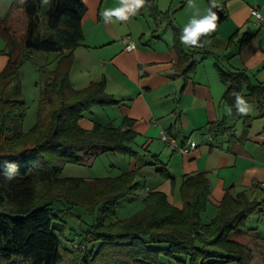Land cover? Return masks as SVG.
Wrapping results in <instances>:
<instances>
[{
    "label": "trees",
    "instance_id": "trees-1",
    "mask_svg": "<svg viewBox=\"0 0 264 264\" xmlns=\"http://www.w3.org/2000/svg\"><path fill=\"white\" fill-rule=\"evenodd\" d=\"M157 1L145 0L133 15L147 10L154 19H171L173 10L162 11ZM86 12L84 0H15L0 18L2 51L8 55L0 71V264H166L165 257L175 264H264V236L245 227L264 208V197L227 188L211 217L206 171L184 176L180 200L152 189L125 217L118 216V205L140 187L138 170L94 178L61 176L69 162L93 163L105 152L139 154L133 118L126 116L119 124L94 119L92 128L80 123L95 104L123 103L107 91L105 75L82 88L72 84L74 49L84 40ZM182 34L173 24L177 66L187 75L197 62L181 42ZM66 50L55 69L40 66L45 79L36 122L23 130L29 106L21 88L10 89L13 80L34 51ZM217 66L227 85L223 99L231 118L242 120L239 139L245 140L254 119L264 116V81L254 83L245 70ZM245 101L254 102L259 114H239ZM230 128L220 119L209 131L218 135ZM158 171L174 186L165 167Z\"/></svg>",
    "mask_w": 264,
    "mask_h": 264
},
{
    "label": "crops",
    "instance_id": "crops-1",
    "mask_svg": "<svg viewBox=\"0 0 264 264\" xmlns=\"http://www.w3.org/2000/svg\"><path fill=\"white\" fill-rule=\"evenodd\" d=\"M84 1V40L74 49L72 84L82 88L105 75L107 91L123 103L109 106L110 109L102 107L103 119L94 111L86 113L80 123L92 128L94 119L103 124H119L126 116L135 120L134 147L139 154L126 157L123 166L114 165L118 171L114 175L136 169L141 185L134 194L143 198L149 190L160 189L168 193L171 201H178L184 176L206 171L211 183V217L227 188L233 193L245 189L251 198L262 199L264 116L252 123L247 139H239L243 123L239 130L232 121V109L223 99L227 85L219 76L217 63L232 70H245L254 83L264 81V0H215L216 7L214 0H191L193 6L189 0H158L162 11L173 10L171 19H154L145 10L137 16L130 13L127 20L103 15L100 18L99 14L124 7L131 0ZM252 7L260 9L261 19L252 15ZM209 8L218 15L216 30L203 36L200 47L186 42L191 60L197 64L195 71L183 75L177 66L173 24L186 34L184 28L191 20L202 19L209 14ZM128 41L136 46L127 49ZM69 52H47L44 62H50L48 68L53 70ZM7 61L8 55L0 52V71ZM77 69L81 75L92 74L87 84H74ZM220 119L228 121L230 130L211 134V123ZM230 131L234 135L230 136ZM163 132L182 143L196 140L198 146L190 153H181L161 138ZM160 167L175 178L174 186L158 171Z\"/></svg>",
    "mask_w": 264,
    "mask_h": 264
},
{
    "label": "rangeland",
    "instance_id": "rangeland-1",
    "mask_svg": "<svg viewBox=\"0 0 264 264\" xmlns=\"http://www.w3.org/2000/svg\"><path fill=\"white\" fill-rule=\"evenodd\" d=\"M15 0H0V14L3 18L11 5ZM165 28V24H162ZM164 33V31H162ZM5 47V42L0 38V52L3 53L2 49ZM47 52L44 51H34L32 57L26 60L18 75L13 80L10 89L14 88H21L22 94L24 98L27 100L28 103V113L24 120L21 121L20 127L23 130H28L31 128L37 118V110L39 105V98L41 94V89L44 83L45 75L40 69L41 65H46L45 67L50 68V62H44L45 55ZM49 53V52H48ZM5 54V53H4ZM48 68V69H49ZM78 72V73H77ZM75 73L74 84L77 86L85 85L89 81V78L92 77V74L87 75L84 73L83 75L80 74L79 69H77ZM110 109L107 105L95 104L92 108L94 114H96L99 119H103L105 117L104 108ZM242 107H248L250 110L248 113L252 115H258L259 110L256 107L254 102H245ZM247 113V114H248ZM262 117H256L253 123H258V121ZM236 124L237 128L240 130L242 128V120L241 119H232ZM129 157L125 154L120 153H113V152H105L100 154L96 157L93 163H67L63 169L61 174L62 177L68 176H79L84 178H94V177H102L108 175H114L118 171H116V166H123L124 162H126L125 158ZM126 164V163H125ZM142 205V198L139 194H132L129 198L125 199L118 205V216L125 217L129 214L133 213L137 208ZM208 209L207 213L210 214L211 212V205ZM264 209V208H263ZM207 214V215H208ZM206 217V214H205ZM75 227H78L77 224L73 223ZM245 227L250 228V232L254 234H262L264 235V210H258L254 212L251 217L247 220ZM69 235H71L69 233ZM72 236V235H71ZM74 237V236H73ZM69 245L71 242H69ZM166 264H175L173 259L164 258ZM222 264H239L237 261H229L227 263Z\"/></svg>",
    "mask_w": 264,
    "mask_h": 264
},
{
    "label": "clouds",
    "instance_id": "clouds-1",
    "mask_svg": "<svg viewBox=\"0 0 264 264\" xmlns=\"http://www.w3.org/2000/svg\"><path fill=\"white\" fill-rule=\"evenodd\" d=\"M145 4V0H131L130 3H126L124 7H120L117 9H109L105 10L102 15L104 17L115 16L120 20H127L129 18V14H134L139 8L143 7ZM189 5L193 6L191 0H189ZM215 0L213 2V7H216ZM208 15L204 16L202 19L193 18L189 25L184 28V33L181 36V42L187 44V41H191L193 45H198L199 38L202 35H206L210 32L216 30L218 15L215 12L211 11V8L208 9ZM105 22H107L105 20ZM202 46V45H200ZM250 108L241 107L239 109V114H247Z\"/></svg>",
    "mask_w": 264,
    "mask_h": 264
},
{
    "label": "built area",
    "instance_id": "built-area-1",
    "mask_svg": "<svg viewBox=\"0 0 264 264\" xmlns=\"http://www.w3.org/2000/svg\"><path fill=\"white\" fill-rule=\"evenodd\" d=\"M251 13L253 16H255V18L257 20H259L263 17V15H262V13L258 7H252ZM125 40H127V39H125ZM135 46H136V44L133 41H128V43L126 44L127 49H133ZM230 133L232 134V131H230ZM161 138L167 144H169L171 147L177 149L181 153H190L198 146V143L196 140L188 139V141L186 143H182V142L178 141V139L175 136H173L172 134H170L168 132H163Z\"/></svg>",
    "mask_w": 264,
    "mask_h": 264
}]
</instances>
